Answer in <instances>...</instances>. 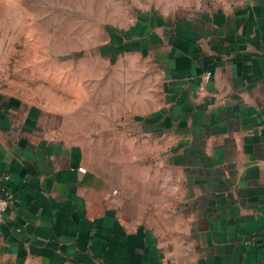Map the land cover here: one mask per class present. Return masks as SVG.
I'll return each mask as SVG.
<instances>
[{"label":"crops","instance_id":"crops-1","mask_svg":"<svg viewBox=\"0 0 264 264\" xmlns=\"http://www.w3.org/2000/svg\"><path fill=\"white\" fill-rule=\"evenodd\" d=\"M140 4L133 26L111 29L144 64L143 87L127 98L125 74L110 73L102 127L137 112V128L118 130L136 150L105 158L149 167L98 166L60 117L0 92L13 197L0 264H264V0Z\"/></svg>","mask_w":264,"mask_h":264},{"label":"rangeland","instance_id":"rangeland-1","mask_svg":"<svg viewBox=\"0 0 264 264\" xmlns=\"http://www.w3.org/2000/svg\"><path fill=\"white\" fill-rule=\"evenodd\" d=\"M140 1L145 2L0 0V92L60 117L61 127L55 129L89 145L98 166L119 161L131 173L149 167L150 160L129 157L108 161L105 154H125L120 150L133 154L136 148L127 140L120 143L118 130L126 135L132 132L139 114L127 112L113 127H102L103 122L111 121L106 104L117 98L102 92L113 73L125 74L127 98L134 89L143 87L139 68L144 64L108 50L116 44L110 31L119 34L111 28L133 26L143 10ZM150 91L155 94V89ZM142 105L149 108L152 100ZM146 114L149 111L142 112V116ZM140 150L147 152L144 147Z\"/></svg>","mask_w":264,"mask_h":264},{"label":"built area","instance_id":"built-area-1","mask_svg":"<svg viewBox=\"0 0 264 264\" xmlns=\"http://www.w3.org/2000/svg\"><path fill=\"white\" fill-rule=\"evenodd\" d=\"M211 74L207 73L204 77L205 81H209ZM82 172L86 170L80 168ZM9 180L8 176H3L0 178V227L5 224V213L8 211L13 197L8 193L5 183Z\"/></svg>","mask_w":264,"mask_h":264},{"label":"trees","instance_id":"trees-1","mask_svg":"<svg viewBox=\"0 0 264 264\" xmlns=\"http://www.w3.org/2000/svg\"><path fill=\"white\" fill-rule=\"evenodd\" d=\"M109 31H110V30H109ZM110 32H111V34H112V36H113V38H114L116 44H115L114 47L108 48V50H109V51H114V52H113L114 55H118L119 53H122V52H123V48H121V47L119 46V43H118V42L122 41V39L119 38L118 34L112 32V31H110Z\"/></svg>","mask_w":264,"mask_h":264}]
</instances>
